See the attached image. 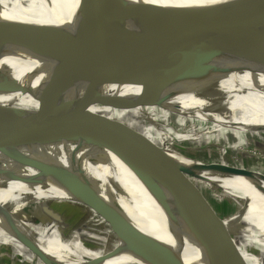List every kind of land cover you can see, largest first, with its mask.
<instances>
[{"label": "water", "instance_id": "obj_1", "mask_svg": "<svg viewBox=\"0 0 264 264\" xmlns=\"http://www.w3.org/2000/svg\"><path fill=\"white\" fill-rule=\"evenodd\" d=\"M11 2L22 4L21 0ZM88 2L123 30L152 70L174 81L185 83L194 93L222 112H261L259 105L251 103L249 99L254 97V93L264 96V93L260 92L264 91V70L251 76L249 83H246L243 77L256 65L260 53L264 51V48L261 50L260 47L264 37L257 41L254 24L249 22L250 17L247 16V12L263 11L264 0H215L209 4L197 3L202 0ZM10 11L0 3V37L12 74L9 73V76H12L9 87H0V142L16 144L27 141L32 148L40 150H44L48 144L66 147L72 151L74 157L103 169L116 181L123 183V174L118 171L116 164L120 162L143 186L158 212L164 217L179 221L192 231L200 232L206 251V264H245L238 244L226 225L228 220L209 211L211 206L202 201V194L197 185L189 180H198L193 172L186 170L172 158H154L148 168H142L128 154L129 147L115 140L116 137L122 139L124 135L137 136L140 131L134 135L125 133L120 124L114 125L105 116L94 112L90 114L93 122H90L91 125L74 118V112L80 108L92 110V106H86V102H92V98L88 93L75 95L65 84L57 81L61 73L71 79L68 69L62 72L60 67H56L54 71L57 75H54L52 70L49 72L54 75L52 80L40 83L37 87L39 95L51 94V101L59 99L62 108L28 110L14 106L8 101L13 96L30 93L34 89L37 75L35 49L30 44V28L25 23V18ZM225 16L231 20L230 24L221 23L220 17ZM71 54L81 60L78 55ZM74 73L76 74L75 71ZM7 81L9 80L4 83ZM77 84L79 87L82 85L81 82ZM86 87L89 86L82 85V88ZM97 91L101 93L98 105L111 108L126 110L166 105L164 99L152 101L153 96L115 98L109 89L98 88ZM105 128L114 134L112 142L101 135L100 131ZM261 131L264 129L258 132ZM140 142L141 139L138 138L132 145L137 146ZM178 148L187 152L186 148ZM147 149L153 151L157 147ZM76 151H82V157H78ZM178 153L184 155L179 151ZM184 156L188 160L199 162L202 169L214 174H247L251 177L258 175V172L247 168L208 164ZM32 167L38 185L44 191L70 203L88 205L91 210H97L100 217L105 218L106 223L123 241L124 248L116 254H109L101 264L119 257L125 252V247L130 248V237L119 229L108 213L109 210L125 213L126 210L120 201L109 197L110 195L92 193L91 199H83L80 194L91 192L85 188L72 192L62 191L50 180L48 172L38 160H32ZM142 234L141 246L143 249L149 248V243H145L146 236ZM176 239L194 263L198 264L195 241L180 234H176ZM31 246L44 264H57L38 243H32ZM145 260L150 264H166Z\"/></svg>", "mask_w": 264, "mask_h": 264}, {"label": "bare ground", "instance_id": "obj_2", "mask_svg": "<svg viewBox=\"0 0 264 264\" xmlns=\"http://www.w3.org/2000/svg\"><path fill=\"white\" fill-rule=\"evenodd\" d=\"M213 1L215 0H202L197 3L209 4ZM0 3L2 6L8 7L12 14L25 18L24 21L31 32V43L40 44L46 55L55 54L56 60L49 56L36 58L35 86L38 87L40 83L52 80L53 76L57 75L54 71L55 68L60 67L62 72L65 69L69 70L71 79L61 73V77L57 78V81L65 84L67 89L75 95L90 94L92 102H86V106H92V110L80 108L76 109L77 111L73 114L74 118L83 123L89 125L93 123L90 114L96 113L95 107L98 106L97 102L101 98V93L97 91L98 88L116 92L113 87L107 86L109 84L190 89L185 83L174 81L152 70L123 30L105 18L88 0H21L22 4L11 2V0H0ZM247 13V16L250 17L249 22L254 24V31L258 37L257 41H259L260 37H264V11ZM220 21L224 25L231 23V20L226 16L220 17ZM260 47L261 50L264 48V38ZM94 48L101 50L102 63L92 54ZM71 53L81 57V60H77ZM1 63H7L8 65H4L10 69L0 37ZM52 70L55 72L54 75L49 73ZM262 70H264V51L260 53L256 65L246 72L243 80L249 83L252 80H250L251 76L259 74ZM69 72L65 71L67 74ZM9 73L11 74V71L0 68V87H9L11 81L4 83L1 80L2 76H9ZM80 82L83 86L89 87L77 86V83ZM113 97L125 98L126 96L119 92V95L115 94ZM8 101L12 104L39 107L28 94L13 96ZM56 105L55 108L59 107L58 109L63 107L59 99L58 102L56 101ZM109 107L104 105L102 116L114 119V116H108L111 114ZM127 111L132 113L129 115L131 121L134 122L132 123L134 127L137 122L145 119L140 118L145 114L143 112L140 113L136 109ZM116 119L118 118L114 120ZM151 119V123L147 124L150 128L147 135L140 133L134 137L124 135L122 139L114 137L115 140L129 147L127 148L128 154L142 168H148L154 158L160 160L172 158L186 170L193 172L197 179L213 182L220 186L226 197L244 201L246 207L237 216L230 217L226 225L238 244L245 264H264V259L261 258L264 256V177H251L247 174L228 176L202 169L199 162L188 160L184 155L172 150V141L164 136ZM100 132L104 138L112 142L114 134L110 129L105 128ZM138 138L141 139L140 145L133 146ZM148 147H157V149L151 151L147 149ZM76 153L78 157H82V151H76ZM32 160L40 162V165L48 172L50 180L62 191L72 192L79 188L90 189V194L85 193L80 196L83 199H91L92 194L110 195L109 197L123 204L125 213L114 210H109L108 213L119 229L130 237V248L126 249L125 247L123 254L103 264H150L145 259L166 264H195L178 243L176 234L195 241L198 249V264H206V251L200 232L192 231L179 221L164 217L158 212L143 186L120 162L116 164L118 171L123 174V183L116 181L103 169L86 164L74 157L72 151L66 147L48 144L44 150H40L32 148L27 141L16 144L0 142V243L5 246L31 251L32 243L36 242L52 256L57 264L102 263V259L85 261L79 258L80 256L67 245L63 243L60 244L61 246L52 245L45 236L32 234L28 231L30 227H34L31 222L29 224L25 222L29 215H25L22 210L31 205L36 206V204L49 201L51 202V204L49 203L50 208L52 207L55 212H59L58 208L62 206L71 208V210L75 208L69 201L50 195L38 185ZM85 207L91 209L88 205ZM32 209L35 211L36 207ZM94 211L97 210L94 209ZM113 214L117 216H112ZM101 220L106 222L105 218ZM242 224H245L246 227L242 228ZM142 233L146 236L145 243H149L148 249H143L141 246ZM79 235L69 241L77 245L87 234L81 232ZM247 244L255 247L259 251V255L250 252L246 248ZM120 245L122 244L119 243Z\"/></svg>", "mask_w": 264, "mask_h": 264}, {"label": "rangeland", "instance_id": "obj_3", "mask_svg": "<svg viewBox=\"0 0 264 264\" xmlns=\"http://www.w3.org/2000/svg\"><path fill=\"white\" fill-rule=\"evenodd\" d=\"M30 44L34 46L36 58L40 59L44 56H49L56 60L55 54L50 53L46 55L40 44ZM100 52L101 50L94 48L92 54L102 63L103 57ZM4 64L1 63L0 68L11 71ZM7 79L9 80L7 82H10L11 76L1 77L3 82ZM107 86L110 88L113 87L114 90H116L113 95H119L120 92V94H125V98L153 96L152 101H157L158 99H164L165 101L166 105L162 107L145 106L136 108V111L145 113L140 116L142 120L145 118L143 120L144 122H137L135 124L136 127L132 124L134 122L131 121L129 115L132 113L127 111H130V109L124 110L109 107L111 109V114H108V116L111 115V117L114 116V119H118L106 118L114 125L120 124L123 132L134 135L136 132L140 131V134L147 135L148 132H150L149 125L147 124L151 123L150 119L152 118L151 120L154 121V125L162 131L164 136L172 141L173 146L171 149L177 151V153L179 151L190 158L192 157L208 164H226L225 166L235 168L243 167L264 174V131H261L260 136L244 134V136H241L242 139L232 132L231 127H229L228 132L222 131L221 134H219L217 132V121L214 117L210 116V114H213L214 111L216 114H220L222 111L203 100L196 92L194 93L191 88H157L147 85L129 86L119 83H113ZM176 90L179 92H176ZM38 92L39 90L34 86V89L28 93V95L34 99L39 107L24 106L18 103L12 105L28 110L57 107L56 101H51V94L39 95ZM260 92L264 93L262 90ZM253 95L254 97L250 98L249 101L251 100V103L259 105L261 112L237 113L242 116L258 114L262 118L261 122L264 129V96L260 93L259 95L254 93ZM166 106L167 108H165ZM235 108L238 107L235 106ZM103 109L104 105H98L95 107V112L102 115ZM129 141L131 142V140ZM178 147L186 148L187 152L181 151ZM256 176L260 177L259 175ZM189 180H191V183L194 185H197L196 187L202 194V201L211 206L212 209L208 210L211 213H217L223 219L228 220L246 207L244 201L226 197L224 190L213 184V182L200 179L193 180L192 178H189ZM49 203L51 204L49 201H44L39 205H31L27 207V209L22 210L25 215H29V218H27L25 222L28 224L31 222L33 224L34 228H29L31 233L45 236L52 245L61 246V243L67 245L80 256L79 258L85 261L104 260L109 254H116L124 248L123 241H121L104 220H101L102 218L98 211H93L85 206L72 203L75 207L74 209L71 210V208L68 209L62 206L58 208L60 209L59 212H55L52 207L50 208ZM34 207H36L35 211L32 209ZM112 216L117 215L113 214ZM241 227L244 228L246 226L242 224ZM81 232H86L87 235L84 236L79 244L76 245L69 241V239L75 236H80L79 233ZM119 243L122 245L119 246ZM246 248L249 249L250 252L254 254L258 253L257 255H259V251L251 244H247ZM261 258L264 259V256ZM0 264L44 263L32 250L24 251L20 250L18 247L5 246L0 243Z\"/></svg>", "mask_w": 264, "mask_h": 264}, {"label": "crops", "instance_id": "obj_4", "mask_svg": "<svg viewBox=\"0 0 264 264\" xmlns=\"http://www.w3.org/2000/svg\"><path fill=\"white\" fill-rule=\"evenodd\" d=\"M210 116L214 117V119L217 121V132L219 134H221L222 131L228 132L229 127H231L232 132L240 139H242L241 136H244V134L260 136L261 132L258 131L263 129V125L261 122L262 118L258 114L242 116L237 112H221L220 114H216V112L214 111V113H211ZM258 175L264 177V174L261 172H259Z\"/></svg>", "mask_w": 264, "mask_h": 264}]
</instances>
